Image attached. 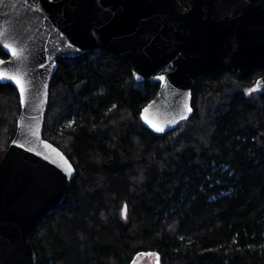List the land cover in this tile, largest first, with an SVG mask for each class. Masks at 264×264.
Wrapping results in <instances>:
<instances>
[{"label": "trees", "instance_id": "16d2710c", "mask_svg": "<svg viewBox=\"0 0 264 264\" xmlns=\"http://www.w3.org/2000/svg\"><path fill=\"white\" fill-rule=\"evenodd\" d=\"M262 75L201 74L192 115L157 133L141 117L152 76L135 80L100 48L58 59L43 135L76 175L31 231L37 264H264ZM20 112L18 90L0 82V160Z\"/></svg>", "mask_w": 264, "mask_h": 264}, {"label": "water", "instance_id": "95a60500", "mask_svg": "<svg viewBox=\"0 0 264 264\" xmlns=\"http://www.w3.org/2000/svg\"><path fill=\"white\" fill-rule=\"evenodd\" d=\"M0 33L8 55L0 56V82L12 84L21 102L0 160V264L38 263L31 231L65 200L76 175L68 155L43 135L58 59L100 48L125 61L135 80L152 76L159 88L141 117L157 133L192 115L201 74L229 70L244 78L264 69V0H0ZM9 77L21 81L23 94ZM256 87L264 91V75Z\"/></svg>", "mask_w": 264, "mask_h": 264}, {"label": "snow or ice", "instance_id": "6c2138e0", "mask_svg": "<svg viewBox=\"0 0 264 264\" xmlns=\"http://www.w3.org/2000/svg\"><path fill=\"white\" fill-rule=\"evenodd\" d=\"M0 35H2V33H0ZM5 47H10V46H9V45H5ZM68 47H69V48H72L73 45L70 43V44L68 45ZM11 51H12V53H13L14 56L20 54L16 49H11ZM41 66L43 67V65H41ZM3 78H4V76H3L2 74H0V79H3ZM9 78H10V79H14V80H16V83H17L18 85H21V94H23V86H22V84H21V81H20L17 77H9ZM160 79H164V77H160ZM259 83H260V82H258V84H259ZM188 110L191 111V108H189ZM149 123H151V124H152V127L155 128L157 131H163V130H164L163 127L158 126L157 124L153 123L152 121H149ZM125 209H126V206H125Z\"/></svg>", "mask_w": 264, "mask_h": 264}, {"label": "rangeland", "instance_id": "374dc122", "mask_svg": "<svg viewBox=\"0 0 264 264\" xmlns=\"http://www.w3.org/2000/svg\"><path fill=\"white\" fill-rule=\"evenodd\" d=\"M185 3V2H183ZM156 257L153 254L149 255H139L136 259L134 264H155Z\"/></svg>", "mask_w": 264, "mask_h": 264}]
</instances>
